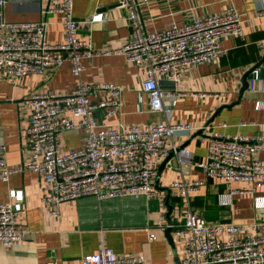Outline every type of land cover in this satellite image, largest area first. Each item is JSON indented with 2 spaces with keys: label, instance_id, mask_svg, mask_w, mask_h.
Masks as SVG:
<instances>
[{
  "label": "built area",
  "instance_id": "built-area-1",
  "mask_svg": "<svg viewBox=\"0 0 264 264\" xmlns=\"http://www.w3.org/2000/svg\"><path fill=\"white\" fill-rule=\"evenodd\" d=\"M4 3L5 0H0V7ZM73 3L74 0L49 1L47 11L61 15L63 40L59 43L45 40V20L6 22L0 18V74L4 79L18 85L27 75H43L64 62L72 75L79 77L83 69L81 59L118 54L142 74L141 89L149 110L167 117L170 110L164 101H173L181 94L162 86L175 84L181 73L218 58L222 54L219 44L225 37L244 35L242 21L233 6L187 23H172L163 30L147 31L137 12L138 0H117L118 6L126 10L131 36L116 48L99 51L88 39L76 36L79 22L72 15ZM102 19V14L91 18ZM247 89L264 93V77L259 67L249 73ZM119 97L120 89L113 83L88 84L80 79L66 94L52 90L31 94L25 128L28 159L19 167L9 168L5 147L0 145V181H7L14 172L36 173L43 181L39 201L50 216L58 215L62 202L84 196L101 200L145 194L157 198L160 208H165L163 196L154 187L157 168L170 151H175L173 138L189 133L191 128L168 121L145 128L120 122L109 124L106 120L121 105ZM220 98L224 101L225 96ZM254 108H264V102L256 100ZM224 126V122H219L215 127ZM69 131L82 132V145L71 149L60 146L61 137ZM263 140V136L213 131L205 139L203 159L193 161L186 154L181 159L207 177L263 186L264 164L252 156L255 151H264ZM202 184V180L182 179L170 185L179 199V208L164 227H170L173 236L184 239L180 263L264 264V232L258 233L264 231V221L250 224L207 221L191 200L192 193ZM236 193L233 189L220 193L218 205H231ZM23 201V191L11 189L8 201L0 202V242L4 245L19 244L29 234L21 221ZM254 205L262 207L264 200L256 197ZM161 218L165 219V214ZM155 238L154 233L148 235L149 241ZM45 264L57 262L49 259ZM80 264H147V261L143 254L118 255L101 243L96 252L83 255Z\"/></svg>",
  "mask_w": 264,
  "mask_h": 264
},
{
  "label": "crops",
  "instance_id": "crops-1",
  "mask_svg": "<svg viewBox=\"0 0 264 264\" xmlns=\"http://www.w3.org/2000/svg\"><path fill=\"white\" fill-rule=\"evenodd\" d=\"M49 1L5 0L0 7V18L6 22L45 20V40L59 43L63 40L61 15L47 11ZM138 2L137 12L147 31L163 30L172 23H187L233 6L242 21L244 35L242 38L225 37L220 41L222 54L218 58L181 73L175 84L162 86L165 90L181 94L173 101H164L170 110L167 117L162 112L149 110L146 94L141 89L142 74L122 55L81 59L83 69L79 77L72 75L66 62L43 75H27L18 85L11 84L0 74V145L5 147L7 166L19 167L28 159L25 128L31 94L48 90L66 94L77 79L88 84L113 83L120 89L121 105L116 114L106 120L107 123L120 122L145 128L168 121L188 124L191 128L189 133L173 138L176 147L188 143L167 162L158 177L160 190L156 192L165 200L166 191L161 189L171 191L168 204L172 206V219L178 212L179 199L170 185L172 181L183 179L203 181L192 193L191 200L193 207L207 221L231 224L264 221V206L257 208L254 205L256 197L264 200V185L207 177L199 168L181 159L184 154L192 157L193 161L203 159L205 139L213 131L264 137V108H254L256 100L264 102V93L249 89L240 93L242 75L261 62L264 54V0ZM96 14H102L103 19L92 21ZM72 15L79 22L76 36L88 39L99 51L116 48L131 36L126 10L118 6L117 0H74ZM258 67L264 77V62ZM220 96H225L224 101ZM228 104L231 107L220 108ZM213 115V120L205 126ZM219 122H224L225 126L215 127ZM199 130L201 133L197 134ZM82 143L81 131L66 132L60 140L63 149L77 148ZM252 156L264 164V151H255ZM42 184V179L31 171L14 172L7 181H0V202L8 201L11 189L23 191L24 214L21 221L29 231L19 244L11 246L0 242V264H45L49 259L57 264H80L81 257L96 252L101 243L118 255L143 254L147 264H181L184 239L171 233L172 243L167 240L164 233L166 220L161 218L167 208L161 209L157 198L145 194L137 197L111 196L101 200L84 196L62 202L58 215L50 216L39 201ZM230 189L237 191L231 205H218L217 196ZM263 232L260 230L258 233ZM150 233L155 234V240H148Z\"/></svg>",
  "mask_w": 264,
  "mask_h": 264
},
{
  "label": "water",
  "instance_id": "water-1",
  "mask_svg": "<svg viewBox=\"0 0 264 264\" xmlns=\"http://www.w3.org/2000/svg\"><path fill=\"white\" fill-rule=\"evenodd\" d=\"M262 62H264V54L262 56L261 62L256 63L255 65H253L247 71L244 72V74L242 75V78H241L240 93H243L247 89V77H248L249 73L252 71V69L258 67ZM223 107H231V104L222 105L220 108H223ZM214 115L205 123V126L209 125V123L213 120ZM200 133H201V130H199L197 132V134H200ZM187 143H184V144L176 147L175 151H170L168 153V155L165 157V159L159 164V166L157 168L156 179L154 181V187H155L156 190H160L157 187V183H158V177H159L160 173L162 172L163 168L167 165V162L175 155V153H177L179 150L183 149L187 145ZM161 190H165L166 191V198L164 200V206L167 208V211L165 213V219H166V221L168 223H170L171 222L172 206L168 204V199H169V196H170V192L171 191L168 188H162ZM164 233H165V236H166L167 240L170 243H172L171 228L170 227H165ZM177 264H179V263H177Z\"/></svg>",
  "mask_w": 264,
  "mask_h": 264
},
{
  "label": "rangeland",
  "instance_id": "rangeland-1",
  "mask_svg": "<svg viewBox=\"0 0 264 264\" xmlns=\"http://www.w3.org/2000/svg\"><path fill=\"white\" fill-rule=\"evenodd\" d=\"M184 241V240H183ZM183 248H184V243H183V247H182V251H181V257L183 255Z\"/></svg>",
  "mask_w": 264,
  "mask_h": 264
}]
</instances>
